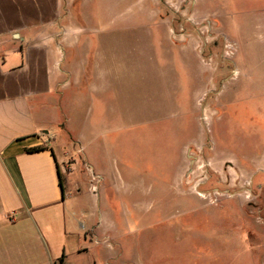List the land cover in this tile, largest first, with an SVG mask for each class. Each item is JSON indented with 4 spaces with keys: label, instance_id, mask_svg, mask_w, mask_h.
<instances>
[{
    "label": "crops",
    "instance_id": "0c3cea01",
    "mask_svg": "<svg viewBox=\"0 0 264 264\" xmlns=\"http://www.w3.org/2000/svg\"><path fill=\"white\" fill-rule=\"evenodd\" d=\"M126 1L0 0V264H100L116 254L98 240L118 224L105 198L99 201L104 190L120 195L124 175L133 174L111 154L123 139L125 114L135 113L120 107L125 83H161L168 91L164 85L174 80L147 60L154 45L149 30L132 35L131 48L143 59L114 58L129 32ZM158 2L133 1L156 24L163 18ZM209 2L196 0V14L211 21L221 45L244 51L248 63L250 54L264 53V0ZM222 20L230 21L229 30ZM110 96L116 103L107 109ZM94 114L106 119L91 121ZM99 139L100 172L86 155ZM40 146L45 149L26 152ZM83 161L87 179L102 180L98 192L88 180L86 193L94 199L88 204L75 179Z\"/></svg>",
    "mask_w": 264,
    "mask_h": 264
},
{
    "label": "rangeland",
    "instance_id": "374dc122",
    "mask_svg": "<svg viewBox=\"0 0 264 264\" xmlns=\"http://www.w3.org/2000/svg\"><path fill=\"white\" fill-rule=\"evenodd\" d=\"M133 1L123 6L129 32L114 58L143 59L132 35L149 30L147 60L174 80L168 91L161 83H125L120 107L135 113L125 114L111 154L133 174L124 175L120 195L108 189L100 198L118 222L98 238L116 251L100 264H264V53L250 54L248 63L247 53L221 45L211 21L196 14V0L158 2L157 24ZM229 22L221 21L224 29ZM107 103L112 109L116 102L110 96ZM97 119L106 115L90 118ZM100 142L86 150L98 172L105 164ZM79 164L76 184L88 204V180L95 192L102 180L94 173L87 179L86 163Z\"/></svg>",
    "mask_w": 264,
    "mask_h": 264
},
{
    "label": "trees",
    "instance_id": "16d2710c",
    "mask_svg": "<svg viewBox=\"0 0 264 264\" xmlns=\"http://www.w3.org/2000/svg\"><path fill=\"white\" fill-rule=\"evenodd\" d=\"M45 147H34V148H30V149H26V152L27 153H34V152H39V151H42L44 150ZM58 176H59V173H58ZM59 184L60 186H62V181H61V177L59 176Z\"/></svg>",
    "mask_w": 264,
    "mask_h": 264
}]
</instances>
